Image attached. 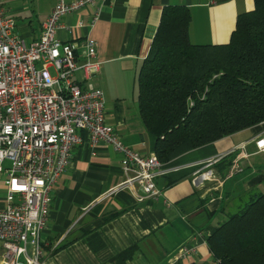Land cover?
I'll return each instance as SVG.
<instances>
[{"label":"crops","instance_id":"1","mask_svg":"<svg viewBox=\"0 0 264 264\" xmlns=\"http://www.w3.org/2000/svg\"><path fill=\"white\" fill-rule=\"evenodd\" d=\"M56 2L0 0V6L14 18V31L31 42ZM168 4L189 8L191 42L223 43L238 13L251 9L254 0H96L63 14L56 30L61 40L75 42L79 60L84 58L85 38L96 41L101 67L89 81L103 91L106 122L142 155L155 154L156 136L139 114L138 75ZM81 75L78 70L74 77L81 80ZM263 130L264 120L161 161V173L155 177L161 194L140 201L126 188L111 191L131 171L125 172L110 144H92L81 131L83 141L73 147L68 166L50 192L41 234L47 264H166L182 245L194 250L173 264H214L206 237L225 218L233 196L248 189L264 191V150L256 151L252 141ZM229 152L231 160L239 158L242 171L217 190L193 184L200 162ZM3 179L0 174V207L5 204ZM128 247L133 249L127 257L113 259Z\"/></svg>","mask_w":264,"mask_h":264},{"label":"built area","instance_id":"2","mask_svg":"<svg viewBox=\"0 0 264 264\" xmlns=\"http://www.w3.org/2000/svg\"><path fill=\"white\" fill-rule=\"evenodd\" d=\"M95 1L57 0L38 38L31 42L14 31V18L0 6V174L5 190V204L0 207V264H47L41 234L50 192L68 166L73 147L83 141L81 131L92 144H110L119 152L125 172L131 171L111 191L126 188L138 201L161 194L155 181L161 173L156 154L142 155L126 145L105 120L103 91L89 81L101 67L96 41L85 38L84 58L79 60L75 42L56 36L63 14ZM78 70L81 80L74 77ZM252 141L256 151L264 150V130ZM223 155L198 164L191 177L195 186L217 190L225 179L242 171L239 158L234 157L220 175L212 164ZM193 250L182 245L166 264Z\"/></svg>","mask_w":264,"mask_h":264},{"label":"trees","instance_id":"3","mask_svg":"<svg viewBox=\"0 0 264 264\" xmlns=\"http://www.w3.org/2000/svg\"><path fill=\"white\" fill-rule=\"evenodd\" d=\"M190 17L185 5L163 6L138 75L139 114L156 136L154 152L162 162L264 120V0L238 13L223 43L191 42ZM232 156L217 162L220 175ZM233 197L206 237L214 264H264V191Z\"/></svg>","mask_w":264,"mask_h":264},{"label":"rangeland","instance_id":"4","mask_svg":"<svg viewBox=\"0 0 264 264\" xmlns=\"http://www.w3.org/2000/svg\"><path fill=\"white\" fill-rule=\"evenodd\" d=\"M50 69H51V72L54 73L53 69L52 68H50Z\"/></svg>","mask_w":264,"mask_h":264}]
</instances>
